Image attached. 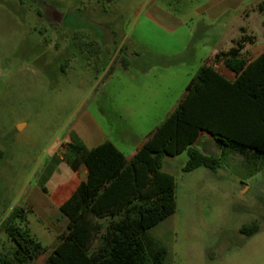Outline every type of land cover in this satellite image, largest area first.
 I'll return each mask as SVG.
<instances>
[{"label":"rangeland","instance_id":"obj_1","mask_svg":"<svg viewBox=\"0 0 264 264\" xmlns=\"http://www.w3.org/2000/svg\"><path fill=\"white\" fill-rule=\"evenodd\" d=\"M261 2L0 0V252L15 247L1 223L19 206L45 247L31 264H43L67 231L50 190L73 174L63 160L70 133L92 128L134 149L155 122L125 114L123 82L160 89L167 110L215 64L212 51L245 34L255 37L246 57L264 51ZM201 148L222 156L221 167L185 171L187 151L166 156L176 210L145 237L168 248V264H264V165L256 172L240 154L221 155L211 137ZM253 223L260 231L248 237L242 227Z\"/></svg>","mask_w":264,"mask_h":264},{"label":"trees","instance_id":"obj_2","mask_svg":"<svg viewBox=\"0 0 264 264\" xmlns=\"http://www.w3.org/2000/svg\"><path fill=\"white\" fill-rule=\"evenodd\" d=\"M259 10L264 11V0ZM254 41L245 34L215 55V63L235 71L234 80L214 64L201 66L176 109L130 160L109 140L89 148L76 131L70 133L63 160L75 171L86 166L88 174L61 204L67 231L43 264H167L168 250L145 237L176 210V178L163 169L164 159L187 151L185 171L219 169L222 156L194 146L203 130L223 148L222 155L238 153L248 168L259 171L264 165V51L252 61L242 54ZM25 219L18 206L1 223L15 247L0 252V264H31L45 252ZM259 231L256 223L242 227L248 237Z\"/></svg>","mask_w":264,"mask_h":264},{"label":"crops","instance_id":"obj_3","mask_svg":"<svg viewBox=\"0 0 264 264\" xmlns=\"http://www.w3.org/2000/svg\"><path fill=\"white\" fill-rule=\"evenodd\" d=\"M223 0H212L213 4L221 3ZM248 48L246 47L243 51V56L249 60H254L259 54H256L253 58H249L245 56V50ZM219 49H216L212 51L210 54L209 59H214L215 55L218 53ZM205 64H210L209 62H206ZM204 64V65H205ZM217 70L223 74L227 79L234 80L236 78V73L231 68L227 67L222 61L217 62L214 64ZM144 74H149L146 71ZM128 81V80H125ZM141 90V91H140ZM158 89L156 91L155 88H145L143 85H136L135 82H123L122 89H121V95H122V104H123V111L125 114L131 119L134 120L136 115H143L145 116V119L154 121L155 123L152 125L150 131H148L145 135H143L142 139H138V143L134 149H131L128 153L120 149L114 142V144L124 153L127 160H130L136 152L143 146V144L146 142V140L149 138L150 135L156 130V128L176 109L177 105L179 104L180 100L185 96L186 92L180 97L175 99L171 106L167 110H162L159 106L160 104V96L159 93H161ZM133 92H138L140 96H135ZM205 137H211L215 143L218 145L217 141L214 139V137L207 131H201L197 141L195 142L194 146L198 147L201 151L206 153L202 148V140ZM81 138L85 142V144L89 148H93L104 141L106 137H103L99 132H95L92 128L86 129L85 135H82ZM111 141L110 139H108ZM91 142V144L89 143ZM112 142V141H111ZM219 152L222 155L223 148H221L219 145ZM207 154H213V153H207ZM230 154H238L234 152H229L226 154L228 157ZM218 156L217 154H214ZM230 157V156H229ZM228 157V158H229ZM88 174V168L86 166L81 167L78 170H73V174L71 175L70 179L63 180L60 183L56 184L53 188L50 190V200L54 202L57 207L60 209L61 204L66 201L73 191L76 189V187L87 178ZM177 183V182H176ZM177 188V187H176ZM28 219V217H27ZM67 220L66 218H64ZM57 232V231H56ZM60 235V234H59ZM163 246V245H161ZM167 250L168 248L164 246ZM169 255V250H168ZM40 257V256H39ZM168 259V257H167ZM168 264V263H167Z\"/></svg>","mask_w":264,"mask_h":264}]
</instances>
